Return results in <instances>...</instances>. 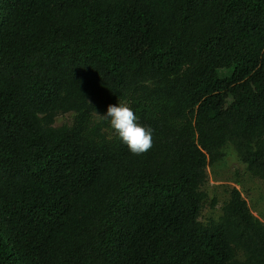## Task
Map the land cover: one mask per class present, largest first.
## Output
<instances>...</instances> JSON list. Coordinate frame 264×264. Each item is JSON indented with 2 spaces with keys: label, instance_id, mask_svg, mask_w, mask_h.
Wrapping results in <instances>:
<instances>
[{
  "label": "trees",
  "instance_id": "trees-1",
  "mask_svg": "<svg viewBox=\"0 0 264 264\" xmlns=\"http://www.w3.org/2000/svg\"><path fill=\"white\" fill-rule=\"evenodd\" d=\"M228 146L264 189V0H0V264H264Z\"/></svg>",
  "mask_w": 264,
  "mask_h": 264
},
{
  "label": "rangeland",
  "instance_id": "rangeland-1",
  "mask_svg": "<svg viewBox=\"0 0 264 264\" xmlns=\"http://www.w3.org/2000/svg\"><path fill=\"white\" fill-rule=\"evenodd\" d=\"M230 73V71H223L220 76ZM72 118V114L58 117L56 125H70ZM224 154L221 162L208 168L209 180L204 189L209 195V200L203 210L202 221H207L210 218L218 219L223 204L229 198V191L232 188H237L241 191L253 214L264 222V189L261 181L251 177L232 146H228L224 150ZM214 198L218 204L212 208L211 203Z\"/></svg>",
  "mask_w": 264,
  "mask_h": 264
}]
</instances>
